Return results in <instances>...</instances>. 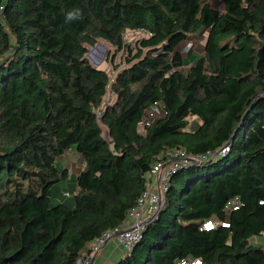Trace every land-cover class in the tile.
Instances as JSON below:
<instances>
[{
  "label": "trees",
  "instance_id": "1",
  "mask_svg": "<svg viewBox=\"0 0 264 264\" xmlns=\"http://www.w3.org/2000/svg\"><path fill=\"white\" fill-rule=\"evenodd\" d=\"M222 2L0 0V264H77L125 223L168 151L226 144L172 175L160 214L117 264H264V0ZM135 28L151 34L132 47ZM100 39L127 53L114 78L87 57ZM193 40L204 51L190 61L179 46ZM154 103L162 112L141 134ZM71 149L84 162L73 200L55 201L71 177L57 158Z\"/></svg>",
  "mask_w": 264,
  "mask_h": 264
},
{
  "label": "built area",
  "instance_id": "2",
  "mask_svg": "<svg viewBox=\"0 0 264 264\" xmlns=\"http://www.w3.org/2000/svg\"><path fill=\"white\" fill-rule=\"evenodd\" d=\"M3 5L0 6V10L3 9ZM131 31L130 35H136L137 40L142 37H147L151 33L145 29L135 28L128 29ZM129 35V34H128ZM125 43L128 41L124 34ZM162 112L159 103H154L150 106L143 118L139 121L138 131L141 134H145L149 125H151L156 118ZM101 110H98L100 115ZM230 149V146L226 144L217 153H199L194 154L186 151L184 148H174L167 152L169 158L166 161L157 162L151 170L150 177L151 181H157L158 191H149L148 188L139 197L137 204L130 209L129 217L126 219L124 226H118L111 229H107L102 233L100 237L94 240V246L89 253L87 263L96 255L99 251L100 246L109 239L114 238L116 242L123 246L126 251H128L132 246H134L143 236L146 225L153 221L156 216L159 215L161 207L165 203V193L167 192L172 175L181 167L186 165L191 160L202 161L208 157H214L216 154L224 155ZM69 195V193H67ZM240 202L237 198L230 200L226 205V212L229 214L231 210H237L239 208ZM229 226L228 220H222L220 222H215L213 220H207L203 224V229L211 230L216 228L218 225ZM129 228H125L129 226ZM264 235V234H263ZM256 239V238H255ZM260 243L259 240H255ZM262 244V243H261ZM264 244V242H263ZM176 264H201L200 259H182Z\"/></svg>",
  "mask_w": 264,
  "mask_h": 264
},
{
  "label": "rangeland",
  "instance_id": "3",
  "mask_svg": "<svg viewBox=\"0 0 264 264\" xmlns=\"http://www.w3.org/2000/svg\"><path fill=\"white\" fill-rule=\"evenodd\" d=\"M210 2L217 9H223L224 8L221 0H210ZM130 34H131L130 30H127L125 32V36H126V38L128 40L126 42V45L130 44L132 47H136V45L138 44V41H139V40H137L139 36L137 37L136 35H130ZM192 42H197V43L199 42V46H200L199 51H201V50L203 51V47L201 46V44L205 43V40H196V41L193 40ZM179 49L182 52L184 50L186 51V49H184V47H182V46H179ZM126 54L127 53L125 52L124 49L123 50H118L115 46H113L109 42L100 39L94 46H89L88 47L87 57L91 61L92 64H94L95 66H97L99 68L105 69L110 74V76L114 78L116 73H117V70L115 69V67L117 65H120V64H121V68L126 66L125 62H123L124 56ZM113 58H114V61L112 63L111 61H112ZM187 58L190 61L192 59L190 57H187ZM114 99H115V96L111 92H108V94L106 95V100L108 102H111ZM189 120H190L189 129H191V130L196 129L201 124V121L198 120L195 116L194 117H190ZM103 129H104L105 134L107 135L106 128L104 126H103ZM79 156H80L79 153H77L75 150H67L64 153V156H61V157L57 158V163L60 166V164H63V160H65V158L71 159V160H73V159L75 160L76 158L78 159ZM82 163L83 162L81 161V164ZM64 164H66V163H64ZM75 176H76V174H75ZM75 176H74V179L72 181L69 179L68 180V184L65 182V185L62 186L67 191L70 190V195L66 196L65 199H64V200L68 199V202L73 200L72 197H73V195L75 193V188H76ZM59 184H62V183H59ZM158 189L159 188H158V185H157V181H156V183H155V181L153 183V181H151L149 179L148 190L149 191H158ZM129 227H130V225L125 227V228H129ZM263 237L264 236H260V237H258V239L260 238V239L264 240ZM93 246H94V243H93ZM93 246H92V248H93Z\"/></svg>",
  "mask_w": 264,
  "mask_h": 264
},
{
  "label": "crops",
  "instance_id": "4",
  "mask_svg": "<svg viewBox=\"0 0 264 264\" xmlns=\"http://www.w3.org/2000/svg\"><path fill=\"white\" fill-rule=\"evenodd\" d=\"M221 2H222V0H221ZM180 46H182V47H184V49H186V51L183 49L184 50L183 51L184 57H186V58L190 57V58H192L191 60H193L197 55L202 54L204 51V43L201 44V46L203 47V51L202 50L199 51V48H200L199 42L197 43V42H192V41L191 42L190 41H183L180 44ZM61 156H64V154ZM81 161L83 162V159L81 158V156H79V158L78 159L76 158L75 160L65 158V160H63V164H60V167L67 168L68 171L70 172V175H71L70 180L71 181L74 179L75 174H78L80 172L81 167L84 164V162L81 164ZM64 163H66V164H64ZM150 180H152L151 177H150ZM63 185H65V184H63ZM63 185H60L59 187L56 186V188H54L53 196L55 198L54 199L55 201L64 200L66 197L63 195L64 192L70 193V190L67 191L64 187H62ZM66 201L68 202V199H66ZM68 203H71V201ZM124 224H123V226H124ZM262 236H264V235H262ZM258 237H260V236H258ZM258 237H256L257 239H255V240H257V241L259 240L260 243H263L264 240H262L260 238L258 239ZM93 243H94V241L92 243H90V251H91V248L93 246ZM89 253L84 254L79 259L80 260L79 264H117L123 258L124 254L126 253V249L123 246L119 245L114 238H112V239L106 240L100 246L98 253L89 261V263H87Z\"/></svg>",
  "mask_w": 264,
  "mask_h": 264
},
{
  "label": "clouds",
  "instance_id": "5",
  "mask_svg": "<svg viewBox=\"0 0 264 264\" xmlns=\"http://www.w3.org/2000/svg\"><path fill=\"white\" fill-rule=\"evenodd\" d=\"M78 11H76V12H69L68 14H67V17H66V19H68V20H72V19H74V18H76L77 16H78Z\"/></svg>",
  "mask_w": 264,
  "mask_h": 264
},
{
  "label": "water",
  "instance_id": "6",
  "mask_svg": "<svg viewBox=\"0 0 264 264\" xmlns=\"http://www.w3.org/2000/svg\"><path fill=\"white\" fill-rule=\"evenodd\" d=\"M160 214V213H159ZM80 263V260L77 262V264H79Z\"/></svg>",
  "mask_w": 264,
  "mask_h": 264
}]
</instances>
